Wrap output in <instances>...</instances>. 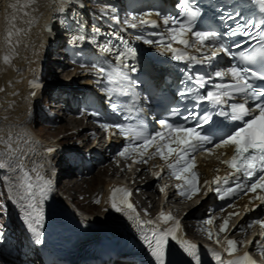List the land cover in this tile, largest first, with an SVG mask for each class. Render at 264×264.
<instances>
[{
    "label": "bare ground",
    "instance_id": "obj_1",
    "mask_svg": "<svg viewBox=\"0 0 264 264\" xmlns=\"http://www.w3.org/2000/svg\"><path fill=\"white\" fill-rule=\"evenodd\" d=\"M105 1L109 6L100 11L97 19L91 21L82 0H34V2L33 0H0V161L7 162L9 165L4 169H0V173H2L7 188L10 182L16 185L22 176L18 161H22L25 166L23 171L29 173L33 182H37L38 174L51 180V191L41 205L44 217L42 226L48 227V233H46V236L41 237V243L48 246L50 255L55 259L71 255L76 251H82L98 258H102V254L123 253L127 255L136 254L145 258L151 264H157L155 257L144 243L143 237L152 227L159 226L161 229H165L170 227L174 221L165 226L160 224L161 217L154 220L145 219L144 214H149L151 211L143 213L139 209L134 198L136 193L133 196L131 195L132 200L130 201L136 209L135 213L127 209L117 212L111 207V195L107 196L106 190L109 188L113 192L114 187L121 185L115 182L114 177L117 176L116 174L122 163L115 161V156L110 154L105 162L95 165L94 173L99 169H105L103 171H108L113 178L102 180L104 183L103 199L101 200L99 212L95 216L84 215L73 207L74 198L71 195H65L62 191L64 189L62 185L65 179L71 181L70 179L73 177L78 179L81 177L83 178L81 180H85L84 178L87 179L93 174L84 173L77 176L74 172L75 168L66 175L60 171L55 172V169L60 168L66 161L62 158L57 165L53 163V160H49L51 152L48 149H52V146L62 145L65 142L61 141L63 139L71 141L72 136L68 137L64 134L60 139H43V136L37 135L31 128L30 116L33 114L34 106L38 102L41 91L45 90L43 85H39L40 82L37 79L42 75L41 71L45 66L43 56L49 44L66 41L68 45L79 48L81 51L96 49L97 55L95 57L97 61L95 65L106 68L107 75L105 73L104 78L108 79L112 70L122 68L126 74H129L128 68L117 63L116 57L97 49V44L93 42L96 35L130 38L139 36L144 41L149 39L157 41V38L165 34V31L160 33L164 29L161 20L151 11L147 13H152V15L145 18L156 21V27L146 24L137 28H126L118 20V7L121 0ZM128 1L132 3L131 9L136 6L137 10L143 12L148 9L151 0ZM104 17L109 18V21L104 23ZM9 31L13 33L11 44L8 43ZM153 33H156V35H153ZM81 35L85 39L77 40L76 38ZM87 35H91L92 39H89ZM48 53L49 51L46 54ZM5 55L10 56V63H5ZM71 77L72 79H67L66 83H77L78 86L90 89V91L94 88V83L102 84L103 80L101 75L97 74L95 68L88 67L82 70L76 67L75 73ZM32 82H35L38 87L34 88ZM111 99L112 97L109 94L105 99L99 97L98 102L95 103L96 106L93 107L96 110L97 105H99V110L94 113L102 111V114L106 117L105 120L109 124L113 118L111 119L106 111ZM63 115L60 121H64V125H68L70 122L67 121L68 114L66 113L64 117ZM78 122L80 123L81 120H78ZM62 128L64 129V127ZM84 130L78 131L74 136H79ZM119 137L124 139L122 133ZM78 142L74 144L77 145ZM121 146L123 145L119 147ZM149 151H154V149ZM230 151L231 147L219 149L214 147L211 152L201 155L196 160L197 167L195 169L198 173L201 188H198L199 191L192 194L191 199L182 195L181 199L186 205L183 204L180 214L173 211L170 213L173 217L178 214L175 220L180 221L184 238L198 245L200 257V253L209 250L213 242L207 237L203 223V220L207 219L205 210L210 207H212L210 209H213L211 215L218 218L217 221L220 227L224 220L227 219L229 222L226 231H217L221 234L219 245L223 250L227 248L226 238L240 242L238 251L233 254L232 259L236 256H242L244 252L250 253L251 256L254 255L256 244L259 242L258 238L260 236L256 237L257 229L249 227L250 224L254 225L251 219L256 215H250L247 211L248 206L251 205L250 199L253 195H248L237 201L234 206L226 208L222 199L210 194L208 190L210 184L205 185V181H210L218 173L223 172L224 164L221 156ZM130 156L132 155L130 154ZM133 158L134 161L139 159L138 155H134ZM144 158L148 159L147 157ZM174 161L175 157L172 158L170 163ZM152 163L151 159H148L147 163H141L148 168L145 170L146 174L144 171L136 173L137 175L134 178L137 183L146 181L149 174L150 176L154 173L158 174L161 171L160 169L166 168L165 166L155 167L152 173L150 171L153 167ZM166 173L169 174V170L166 169ZM181 182L184 186L182 188L176 186L175 190L188 191L189 186L184 181L181 180ZM138 188L143 193L144 199L153 200L150 203L158 207L160 195L157 196L148 183L139 184ZM100 194L101 190L96 192V202L99 200ZM171 197H173L172 193H170L167 204H170ZM12 204L18 220L22 223V220H24L23 213L16 203L12 201ZM230 213H238V215L230 216ZM130 215H138L141 222L150 221L151 223H138L135 219H129ZM26 229L30 231L28 226H26ZM244 237H247L248 241H252V244L247 247L242 246L248 244V241L241 242V238ZM169 249L166 264H195L175 242H169ZM0 258L2 259L0 264H11L6 262L3 259L4 257ZM223 261H228V258L224 256ZM200 264H218V261L214 262L212 259H208L201 262L200 260Z\"/></svg>",
    "mask_w": 264,
    "mask_h": 264
},
{
    "label": "snow or ice",
    "instance_id": "obj_2",
    "mask_svg": "<svg viewBox=\"0 0 264 264\" xmlns=\"http://www.w3.org/2000/svg\"><path fill=\"white\" fill-rule=\"evenodd\" d=\"M255 2L264 11V0H255ZM181 8L185 17L183 20L171 15L164 16L163 18V24L166 26L170 25L167 33V42H165L164 35H161V38L157 41L149 39L144 42L161 45L166 51L173 53L172 58L177 61L211 64L221 53L227 56H235L229 46L221 39L218 32L196 28L195 22L201 15V12L199 8L192 6L191 0H184ZM151 15L152 13H145L143 16L132 15L129 19H125L124 23L131 28H137L146 24L156 27V21L145 18ZM155 15L160 16L161 14L155 13ZM237 16H239V13L236 15L229 14L224 19L235 21ZM228 33L233 36L243 35L249 40L256 41L249 49L240 52L238 57L241 64L255 66V68L233 65L224 71H215L214 76L216 78L223 80L226 76H230V82L213 84L214 90L208 91L206 94L198 97L199 100L208 101L213 105H227L229 111L225 112L222 109L219 115L225 116L233 122H239L230 131L224 133L214 145L217 149L221 147H233L234 149L231 158L222 161L232 170L229 173V177L222 178L217 176L213 181H205V185L212 183L219 185L221 182L227 184L230 177L238 178L235 182V187L225 189L224 193L220 195V199L236 195L238 191H243L245 188L252 193H256L257 189L264 192V88H258L253 82L254 80L264 81V18L259 21L245 20L237 28H229ZM12 35L13 33L9 31V44L12 43ZM153 35H156V33H153ZM76 39L83 40L85 37L81 35ZM136 39L139 40L141 37L137 36ZM174 44L182 47H174ZM234 47H241V45L236 44ZM103 48L107 52H112V47L108 45H104ZM188 49H195L197 52L202 53V55L200 57L193 56L189 53ZM128 52L133 53L134 49L129 48ZM125 56L124 52L118 51L116 59L122 65L128 67L124 63ZM4 61L5 63H10V56L5 55ZM93 67L97 74L101 76H104L107 71L104 66L93 65ZM130 70L135 72L137 69L131 67ZM117 74L126 82L129 88L136 85L137 82L132 80L122 68L117 70ZM211 82V78L206 81L202 76L196 79V85L199 88H204L206 83ZM32 86L34 88L38 87L35 82H32ZM179 95L184 96L186 93L180 92ZM237 97L243 98V102L228 103L229 100H235ZM248 100L254 102L252 107L248 106ZM170 111L173 114H178L177 109H170ZM93 115H99V113H93ZM197 117H200V113L198 112H189L188 116L184 117V120H188L189 118L196 120L194 127H186L183 124H174L166 119H160L158 123L161 125L163 131H158L155 135H146L142 130L131 127L126 128L122 124L105 123L101 127L105 130L117 129L126 138L140 141L137 145L130 144L129 147L120 152L121 156L128 154L129 157L131 153H136L139 157V159L134 161L136 163H147L148 159L156 156L167 162L175 156V161L169 163L168 167L172 170V175L175 179L182 180L189 186L188 191H181V195H185L188 199H191L192 194L199 191L197 188L198 173L194 171L197 164L195 155L193 154L200 149H204L205 144L213 142L212 136L203 135L201 132L205 124L211 123L212 117L209 115H204L200 119H197ZM150 149H154V151L150 152ZM204 150L208 152L212 151V149ZM48 151L52 152L54 149H48ZM18 165L22 170V176L16 185L11 184V182L9 183V199L19 206L25 223L36 237L35 242L40 244L42 242L40 228L42 227L44 218L41 205L51 191L52 182L50 179H45L39 174L37 175V182H33L29 173L23 171L25 167L23 162L18 161ZM8 166L7 162L0 161V169ZM239 177H242L247 183H241ZM178 187L182 188L183 186L178 185ZM212 190L209 188V191ZM214 191L219 193L220 188L217 187ZM131 195V191L126 188L114 187L111 196V207L117 212L127 209L135 213L136 209L129 199ZM254 199L264 203V195H256ZM2 208L3 205H0V209ZM229 215H238V213H230ZM161 218L166 224L169 221H174V223L165 229L154 226L143 237L144 243L151 251L153 257H155L157 264H166V258L170 252V241L175 242L195 264H200L199 247L184 238L180 221L175 220L171 214L165 215L162 213ZM129 219H135L138 223H151L150 221L141 222L138 215H130ZM207 223L211 224L212 220L209 219ZM257 223H260L261 227L264 228V221H257ZM228 224V220H224L220 230L222 232L226 231ZM252 226V224L249 225V227ZM212 235L209 232V238H212ZM261 238H264V232L261 233ZM216 242L220 243L218 237ZM239 243L238 241L226 238L227 248L225 251L229 256L238 251ZM251 244L252 241H248L247 245L242 246L247 247ZM256 247L264 252V246H261L259 242H257ZM212 254L218 261V264H256L248 252H244L242 256H236L234 259L226 262L221 260L220 253L213 250Z\"/></svg>",
    "mask_w": 264,
    "mask_h": 264
},
{
    "label": "rangeland",
    "instance_id": "obj_3",
    "mask_svg": "<svg viewBox=\"0 0 264 264\" xmlns=\"http://www.w3.org/2000/svg\"><path fill=\"white\" fill-rule=\"evenodd\" d=\"M85 2L88 5L87 7H89L87 10L90 13L92 19L93 17L98 16V14L100 13L102 9L107 7V5L103 4V2L99 4H96L91 0H85ZM119 17L121 21H124L125 19L130 18L123 11L121 12V15H119ZM103 20L106 21V18H104ZM65 49H66L65 46H63L61 47L59 51H57L58 54L56 52H53L49 56V59L51 61L47 65L48 67L47 74L48 73L49 74H48V77L45 79V82L47 81L46 83H52V82L58 83L60 82V80L62 81L64 78H66V80L72 79L71 76L75 73L76 67L74 68V66L72 67L70 66V68L66 67L63 70H61L62 69L61 67L63 66L62 64L73 63L72 59H69V58L66 59V57L62 54V53L65 54ZM59 53H61V55H59ZM88 60H90V58ZM82 69L83 68H79V70H82ZM70 84H73V83L70 82ZM39 85H42V84L40 83ZM44 88H45L44 90L45 92L47 88L46 87ZM54 92H56L55 89H53L49 93L47 92L45 94L43 93L42 95H40L39 99L41 100V102L36 103V107L33 110V114L32 116H30V122L32 124L31 128L37 135L43 136L42 137L43 139L44 138L45 139L61 138L64 134H66L68 137L72 136L71 141L70 140L69 141L73 143L78 142V141L81 142L85 140L87 132H83L79 136H74L72 133H70L73 130H79L81 127L84 126V122L82 120L79 123L78 120H74L75 117L73 116L71 118L67 117V121L69 120L70 122L68 125H64V121H60V119H57V120L55 119L53 120V118L51 119L49 111L47 110V107L52 105V103L55 102L51 98ZM59 105H60L59 108L60 107L63 108V103H60ZM51 108H54L55 111L57 109V107H53V106H51ZM62 108L60 109L62 110ZM57 111L59 112V109ZM66 113H64L63 117L66 115ZM62 127H64V129ZM79 168H80L79 165L77 167L75 166L74 172L77 174V176L84 174V173L88 174L83 168H82V172H79L77 170ZM103 170L105 169H102V170L99 169L95 173L92 170L93 173L91 172L89 174H93V175L89 176L87 179L84 178L85 180H81L83 179L81 177L80 179L73 177L72 179H70L71 181H68L67 179H65V181L63 182L62 187H64V189L62 191L65 193L66 196L71 195V197L74 198L73 207L77 208V210L80 213H83L84 215L95 216L99 212V207L102 203L101 199L103 197V188H104V183L102 182V180L105 181L106 179L113 178L110 175V173H108V171H103ZM144 170H147V168L145 167ZM119 172L120 171H118L117 174H119ZM122 174H124V172H122ZM155 176H157V173H154V175L152 176H150L149 174V176H147L146 178L147 180L144 182L148 183L152 188L151 190L155 191L156 195L159 196V189H158L159 187L157 186L158 178L154 179L153 177ZM98 189L101 190V194L98 200L99 203L96 202V197H95L96 192L99 191ZM142 194L143 193L139 194V198H137V202L141 203L142 207H145V208L149 206L148 204H151L152 207L150 206L149 211L155 213V206H153V204L150 203L153 200L144 199V196ZM0 205H3V208L0 209V244H1V247H3L5 250L4 253L8 256L6 258L0 253V257H4L3 259H5L6 262H9L11 264H36L38 261H36L35 257L33 256H30L28 260L24 261V259L28 256L27 254H24L26 251V245L24 243V240L21 238V235L18 234L16 227L14 225L12 207L8 201L4 183L1 181V179H0ZM137 205L139 206L140 204H137ZM139 209L143 211L140 206H139ZM18 257H21L23 260L19 259ZM0 260L2 259L0 258Z\"/></svg>",
    "mask_w": 264,
    "mask_h": 264
}]
</instances>
